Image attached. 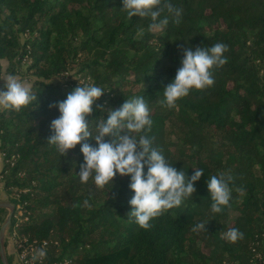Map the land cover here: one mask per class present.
Returning <instances> with one entry per match:
<instances>
[{
	"label": "trees",
	"instance_id": "trees-1",
	"mask_svg": "<svg viewBox=\"0 0 264 264\" xmlns=\"http://www.w3.org/2000/svg\"><path fill=\"white\" fill-rule=\"evenodd\" d=\"M169 2L182 9L181 22L169 17L163 31H152L150 18H127L122 0H0V59L10 74L30 70L37 97L19 112L0 111L4 186L18 191L14 204L38 213L19 231L39 249L46 241V257L34 264L264 263V0ZM165 16L166 9L159 19ZM216 43L228 51L227 62L212 69L214 84L165 107L163 89L182 66L183 49ZM79 81L105 91L86 117L91 130L107 118L97 105L115 110L142 96L153 146L189 177L204 169L192 198L147 230L127 216L130 176L117 174L112 189L92 178L81 183V145L61 156L47 142L60 115L49 105ZM221 174L233 177L231 199L214 213L207 181ZM199 223L207 230L193 231ZM232 228L243 233L235 243L223 238Z\"/></svg>",
	"mask_w": 264,
	"mask_h": 264
},
{
	"label": "clouds",
	"instance_id": "clouds-1",
	"mask_svg": "<svg viewBox=\"0 0 264 264\" xmlns=\"http://www.w3.org/2000/svg\"><path fill=\"white\" fill-rule=\"evenodd\" d=\"M122 3V9L129 20L134 16L150 18L149 28L152 31H163L170 22L169 17L175 24L181 22L182 9L172 5L169 0H122ZM165 9L169 16L159 19ZM226 51L228 46L223 43H216L210 48L198 46L194 51L183 49L182 66L177 70L174 80L163 89L164 100L161 103L172 109L190 91L211 87L214 84L212 69L227 62L224 56ZM0 79L5 81L6 89L0 90V111L19 112L36 101L37 97L31 88L19 80L12 76ZM104 92L94 84H82L79 81V85L69 92L65 100L50 104L49 108L57 107L60 115L50 123L52 135L47 142L54 145L61 156H66L77 144L81 145L84 157L78 173L81 183H87L92 178L97 188L103 189L111 184L112 189L117 174L130 176L129 188L134 195L129 200L131 210L127 216L147 230L153 218L192 198L196 192L194 183L201 178L204 169L195 168L194 174L189 177L183 170H177L173 164L168 163L161 151L153 146L154 138L147 135L153 121L142 96L125 100L115 110L97 105L100 112H107V118L97 121L95 130H91L86 117L92 115L94 103ZM90 138L96 142V146L87 142ZM232 181L231 175L223 174L208 179L212 212L219 213L229 205V185ZM84 203L89 206L87 201ZM200 230H207L205 223H199L193 228V231ZM223 238L235 243L243 238V233L232 228ZM46 255L44 248L38 249L32 260H43Z\"/></svg>",
	"mask_w": 264,
	"mask_h": 264
},
{
	"label": "rangeland",
	"instance_id": "rangeland-1",
	"mask_svg": "<svg viewBox=\"0 0 264 264\" xmlns=\"http://www.w3.org/2000/svg\"><path fill=\"white\" fill-rule=\"evenodd\" d=\"M6 67H7V61L1 58L0 59V78L12 76L15 79L19 80L20 82H24V81L30 82L29 81L30 79L28 78L29 77L28 74H30L29 72L30 70H25L26 68L24 66H23L22 73H19V74H10L9 72L6 71ZM72 71L73 70H71L70 73H72ZM24 76H26L28 79L27 78L25 79ZM4 82H5L4 80L0 82V90H3L2 86ZM2 166H3V157H2V154L0 153V200L11 201L14 204L12 199L14 196H18L17 194L18 191L16 190V188H11V190H8L7 188H5L3 179H2V173H1ZM3 208L4 209L0 211V217L2 218V220H0V225L4 221L7 213L9 212L8 207H3ZM13 213L16 215L14 217L15 219H14L13 225H11L10 223V225L8 226L5 232V241H4L5 254L6 256H10L11 258V261L9 262L10 264H26L20 259L21 246L19 245V243H22L25 236L20 233L19 229L23 221H26L27 219L29 221L30 217L37 219L38 213L37 211L32 212L31 210H27L25 212L22 204L20 203L14 204ZM235 213L236 211L230 212L229 221H232V218L235 216ZM13 216L14 215H12V219H13ZM32 251H33V254L36 252L35 247H34V250ZM63 263L69 264V260L65 259L63 260Z\"/></svg>",
	"mask_w": 264,
	"mask_h": 264
},
{
	"label": "water",
	"instance_id": "water-1",
	"mask_svg": "<svg viewBox=\"0 0 264 264\" xmlns=\"http://www.w3.org/2000/svg\"><path fill=\"white\" fill-rule=\"evenodd\" d=\"M0 207H8L9 208V212L7 213L4 221L0 225V258L3 262V264H10L8 259H7L6 254H5L4 241H5V232L11 223L14 204L11 201L0 200Z\"/></svg>",
	"mask_w": 264,
	"mask_h": 264
},
{
	"label": "built area",
	"instance_id": "built-area-1",
	"mask_svg": "<svg viewBox=\"0 0 264 264\" xmlns=\"http://www.w3.org/2000/svg\"><path fill=\"white\" fill-rule=\"evenodd\" d=\"M12 215H14L13 218L16 216L14 213H12ZM13 222L14 221L11 220V225H13ZM45 243H46V241L43 240L40 247L44 248ZM19 245L21 246L20 259L26 264H34L35 262L32 260V257H30V256H33L32 250H34V247H35V251H37L39 249V247L37 245V241L36 240L29 241V240H27L26 237H24L22 243H19ZM69 264H75V263H73L72 261L69 260Z\"/></svg>",
	"mask_w": 264,
	"mask_h": 264
},
{
	"label": "crops",
	"instance_id": "crops-1",
	"mask_svg": "<svg viewBox=\"0 0 264 264\" xmlns=\"http://www.w3.org/2000/svg\"><path fill=\"white\" fill-rule=\"evenodd\" d=\"M25 77V79L27 78L26 76H24ZM28 79V78H27ZM3 81V79H0V82H2ZM5 83V82H4ZM23 84H25V86H29L30 85V82H28V81H24V82H22Z\"/></svg>",
	"mask_w": 264,
	"mask_h": 264
}]
</instances>
